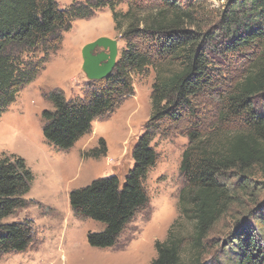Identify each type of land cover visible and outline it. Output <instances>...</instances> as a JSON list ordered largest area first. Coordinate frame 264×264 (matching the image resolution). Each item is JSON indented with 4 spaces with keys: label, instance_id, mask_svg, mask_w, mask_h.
Returning a JSON list of instances; mask_svg holds the SVG:
<instances>
[{
    "label": "trees",
    "instance_id": "16d2710c",
    "mask_svg": "<svg viewBox=\"0 0 264 264\" xmlns=\"http://www.w3.org/2000/svg\"><path fill=\"white\" fill-rule=\"evenodd\" d=\"M71 1L62 8L58 0H0V118L44 70L73 23L108 8L126 43L113 75L88 82L84 96L66 98L61 90L51 91L52 109L41 115L43 137L59 151L72 150L95 121L110 117L134 96V77L150 69L155 73L151 116L124 179L98 178L73 190L71 210L103 226L88 234L90 247L115 248L149 205L145 182L159 160L153 142L183 126L188 146L180 167L182 222L156 243L152 264H212L204 261L208 235L237 202L229 177L243 180L257 169L264 178V0H224L215 14L206 10L207 0ZM121 5L126 12L118 11ZM106 154L101 139L88 156ZM33 182L23 158H0V259L36 242L33 221H9L27 207ZM259 220L263 230L264 217ZM232 240L237 241H232L234 264H264V239L250 226Z\"/></svg>",
    "mask_w": 264,
    "mask_h": 264
},
{
    "label": "rangeland",
    "instance_id": "374dc122",
    "mask_svg": "<svg viewBox=\"0 0 264 264\" xmlns=\"http://www.w3.org/2000/svg\"><path fill=\"white\" fill-rule=\"evenodd\" d=\"M67 8L71 0H58ZM224 0H207L209 14L221 11ZM118 11L126 12L121 5ZM213 15V14H212ZM100 38L119 43L120 53L126 43L115 31L112 13L101 9L87 20L75 21L62 35L58 51L51 53L44 70L17 96L14 104L0 118V158L16 155L26 161L34 175L27 207L9 221L30 219L34 223L36 242L27 251L5 255L0 264H152L157 257L156 243L164 242L179 219V198L184 188L180 173L188 139L182 127L169 137L158 136L153 142L159 160L145 182L149 205L128 225L115 248L95 249L87 236L103 230L89 219L77 217L71 210L70 193L91 184L98 178L117 176L124 179L133 167V149L151 116V93L155 79L152 69L134 77L135 94L125 100L108 118L93 123L91 132L75 147L62 152L49 145L42 134L41 115L51 110L47 96L61 90L66 98L84 96L89 82L83 73V48ZM211 121L214 118H210ZM103 139L105 157L94 159L88 154L99 148ZM249 178L229 177L227 184L237 195L232 210L210 232L204 261L212 264H234V235L251 227L254 236L263 242L264 178L254 169ZM246 188L241 190V186ZM232 188V190H233ZM187 222L182 230L189 231ZM264 245V244H263Z\"/></svg>",
    "mask_w": 264,
    "mask_h": 264
},
{
    "label": "water",
    "instance_id": "95a60500",
    "mask_svg": "<svg viewBox=\"0 0 264 264\" xmlns=\"http://www.w3.org/2000/svg\"><path fill=\"white\" fill-rule=\"evenodd\" d=\"M120 57L119 43L110 38H100L82 50V70L89 82L111 77Z\"/></svg>",
    "mask_w": 264,
    "mask_h": 264
}]
</instances>
